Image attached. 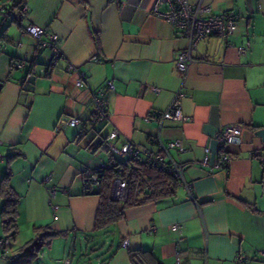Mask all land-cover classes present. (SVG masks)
I'll return each mask as SVG.
<instances>
[{
    "label": "crops",
    "instance_id": "1",
    "mask_svg": "<svg viewBox=\"0 0 264 264\" xmlns=\"http://www.w3.org/2000/svg\"><path fill=\"white\" fill-rule=\"evenodd\" d=\"M153 1L26 0L19 23L0 21V182L8 173L19 198L17 232L8 256L0 246V264L33 248L37 227L58 233L50 248L72 240L61 264H103L111 251L104 264H133L129 251L139 249L160 264H264L257 254L264 249V0L252 11L244 0H205L214 12L232 13L237 27L226 38L198 42L185 74L175 58L187 39L152 13ZM28 24L57 34L62 57L54 65L51 51L24 30ZM177 91L185 119L160 126L149 115ZM93 94L103 101L105 121L91 119ZM71 117L78 124L66 123ZM229 124L241 127L239 141L222 144L217 135ZM112 129L118 147L128 141L157 151L181 140V149L163 153L182 165L193 198L179 183L174 195L126 207L123 219L93 233L99 196L85 189L83 172L109 164L102 141ZM221 152L230 157L225 167L215 166ZM2 204L0 196V241ZM176 223L181 229L170 230Z\"/></svg>",
    "mask_w": 264,
    "mask_h": 264
},
{
    "label": "built area",
    "instance_id": "2",
    "mask_svg": "<svg viewBox=\"0 0 264 264\" xmlns=\"http://www.w3.org/2000/svg\"><path fill=\"white\" fill-rule=\"evenodd\" d=\"M12 0H0V18L6 17L11 19L13 17V11L10 6ZM165 5L164 9L161 6ZM23 11H26L24 6ZM151 11L153 14L163 17L168 21L175 33L179 36L187 39V45L180 49L175 58L176 68L183 74L186 73L189 64L193 61L192 51L198 42L203 40L210 34L218 35L220 38H226L232 35L237 27L236 19L234 15L227 11L214 12L211 5L205 0H154L151 5ZM1 21V19H0ZM24 30L31 35L38 46L46 48L51 51V57L49 60L50 65H54L56 60L62 57L61 50L57 45V34L47 32L45 28L28 24ZM240 51H244L240 48ZM25 60L20 61L19 65H24ZM32 77V73L29 72L25 76L19 78L21 85L27 84ZM76 84L79 87L84 86L85 77L78 73ZM155 91L157 88H153ZM184 94L181 91H177L172 101L163 110L157 113H151L149 116L154 114L159 125H163L165 121H183L185 119L182 112V100ZM94 99V114L91 116L93 121H105L107 119V111L103 105L101 98L97 94H93ZM150 118V117H149ZM79 120L77 117H71L66 119V123L70 125L78 124ZM241 133V127L238 124L225 125L218 133L217 139L222 144L236 143L239 141ZM119 133L117 129H112L107 136L104 138V143L111 154V160L109 164L117 165L120 160L117 159V155H125L124 160L125 166L130 168L131 164L135 160H140L151 166L160 168L167 173L175 177L179 183L185 184L183 177V167L181 164L176 163L170 159H167L163 152H167L170 148L181 149V140H170L165 144H160V149L152 151L146 148H139L132 143L126 141L120 147L115 144V140ZM208 149H205V153ZM2 158L0 153V159ZM230 160L229 154L221 152L219 158L215 162L217 167H225ZM207 163V155L202 161ZM109 164H100L95 170H85L83 172V180L85 189L96 190L100 187L99 182V171L108 167ZM120 169V167H119ZM47 178V177H45ZM191 198V187L185 184ZM128 180L127 178H115L111 185V196L117 200H124L127 194ZM52 209H57V205H51ZM56 219V215L54 214ZM181 224L176 223L170 226V230L179 231ZM153 231V228L150 229ZM126 246L125 242L122 244ZM3 256H8L11 252V242L8 237L3 238L0 241ZM258 256L264 259V249H260L257 252ZM241 262V259H238ZM179 264V260H176ZM62 264H69L68 261H64Z\"/></svg>",
    "mask_w": 264,
    "mask_h": 264
},
{
    "label": "trees",
    "instance_id": "3",
    "mask_svg": "<svg viewBox=\"0 0 264 264\" xmlns=\"http://www.w3.org/2000/svg\"><path fill=\"white\" fill-rule=\"evenodd\" d=\"M25 1L12 0L10 8L13 11V17L9 19L10 21L19 23L20 16L24 13ZM5 18L1 17L0 19L3 20ZM98 96L100 97V95ZM98 173L100 187L94 192L99 196V206L95 216L93 233L105 232L111 225L123 219L126 207L174 195L179 186V181L171 174L140 160L133 161L130 168L125 166L124 160L117 165L109 164L108 167L101 169ZM115 178H127L128 180L127 194L124 200H117L111 196V185ZM8 179L9 174L7 173L0 182V196L3 198L1 216L2 227L6 237L12 239L17 232L16 215L19 198L10 187ZM90 192L93 191L90 190ZM35 233L33 248L19 254L13 264H32L38 256L35 246L40 247L47 244L51 238L58 234L47 227H37L35 228ZM96 248L93 247L92 249L94 251L98 250V247ZM112 253L113 251L109 253L107 258L102 259L103 264L110 258ZM129 257L133 264H160L155 260L151 252L147 250H130Z\"/></svg>",
    "mask_w": 264,
    "mask_h": 264
},
{
    "label": "rangeland",
    "instance_id": "4",
    "mask_svg": "<svg viewBox=\"0 0 264 264\" xmlns=\"http://www.w3.org/2000/svg\"><path fill=\"white\" fill-rule=\"evenodd\" d=\"M6 25V23H4ZM4 25V26H5ZM125 157V155H117L118 159H121L122 157ZM62 242H57V244H55L54 248H50V246L47 245H42L40 246V251H39V256L38 259L36 261L37 264H61V261L67 257L70 252L73 250V246H72V240L69 239L68 241H64V240H59ZM32 242V241H31ZM125 244H127L126 241H124ZM122 242V244L124 243ZM77 249H75L74 253V263L76 262L77 258L80 255V249H79V244L77 243L76 245ZM85 246V245H84ZM57 247V248H56ZM91 247V246H90ZM100 255V253H98ZM89 258H92L91 254L89 253ZM86 261H88L86 258H82V260H80V263H85ZM93 261V259H92Z\"/></svg>",
    "mask_w": 264,
    "mask_h": 264
},
{
    "label": "water",
    "instance_id": "5",
    "mask_svg": "<svg viewBox=\"0 0 264 264\" xmlns=\"http://www.w3.org/2000/svg\"><path fill=\"white\" fill-rule=\"evenodd\" d=\"M245 4L247 5L250 11L256 10L257 8V0H244Z\"/></svg>",
    "mask_w": 264,
    "mask_h": 264
}]
</instances>
